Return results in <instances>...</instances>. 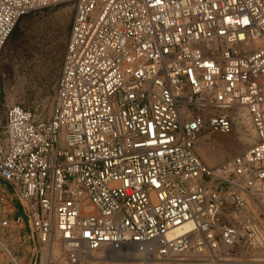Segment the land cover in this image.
<instances>
[{
	"label": "built area",
	"instance_id": "2783aa9c",
	"mask_svg": "<svg viewBox=\"0 0 264 264\" xmlns=\"http://www.w3.org/2000/svg\"><path fill=\"white\" fill-rule=\"evenodd\" d=\"M63 3L75 15L50 114L3 111L0 81V264L149 245L158 260L264 264V0H0V58L24 15ZM240 108L255 142L209 165L199 136L230 133Z\"/></svg>",
	"mask_w": 264,
	"mask_h": 264
},
{
	"label": "rangeland",
	"instance_id": "374dc122",
	"mask_svg": "<svg viewBox=\"0 0 264 264\" xmlns=\"http://www.w3.org/2000/svg\"><path fill=\"white\" fill-rule=\"evenodd\" d=\"M74 15L73 3H63L32 11L19 20L0 58L3 111H6L9 105L19 104L43 116L50 114ZM236 125L235 119L230 133L221 134L206 130L199 136L198 144L200 137L206 134L210 141L223 143V145H214L216 150L220 146L227 150L223 160H218L213 166L244 153L255 142L256 138L247 146L248 148L243 147V134L238 131ZM199 155L202 154L199 153ZM3 184L12 192L13 188L10 184L0 181V186ZM186 257L187 255L179 259H186ZM150 264L204 263L187 260H158L151 261Z\"/></svg>",
	"mask_w": 264,
	"mask_h": 264
},
{
	"label": "bare ground",
	"instance_id": "6f19581e",
	"mask_svg": "<svg viewBox=\"0 0 264 264\" xmlns=\"http://www.w3.org/2000/svg\"><path fill=\"white\" fill-rule=\"evenodd\" d=\"M234 117L237 120L236 126L238 131L243 134L244 142L242 143V146L248 148L247 146L253 142L254 138H256V131L253 126L251 115L247 109L240 108L234 112ZM240 137L242 138V136ZM216 144L223 145L220 141H210L206 134L200 137L198 151L202 154L201 156L209 165L215 164L218 160H223L227 155V150H225L223 146L219 145L220 148L216 150L214 148V145ZM247 150H249V148ZM190 226L191 223L185 225L186 229ZM149 246L130 247L128 251L115 249L113 251H108L106 254L97 253L94 256L87 257L89 258L88 264H101L102 262L106 264H150L151 261H158V259L150 254ZM63 250V246L59 244H55L48 249L53 257L61 256ZM186 255V259H177L176 261H199V254L189 252Z\"/></svg>",
	"mask_w": 264,
	"mask_h": 264
}]
</instances>
